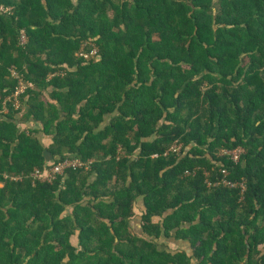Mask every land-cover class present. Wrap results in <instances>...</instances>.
<instances>
[{
	"label": "trees",
	"instance_id": "16d2710c",
	"mask_svg": "<svg viewBox=\"0 0 264 264\" xmlns=\"http://www.w3.org/2000/svg\"><path fill=\"white\" fill-rule=\"evenodd\" d=\"M0 8V264H264V0Z\"/></svg>",
	"mask_w": 264,
	"mask_h": 264
},
{
	"label": "crops",
	"instance_id": "0c3cea01",
	"mask_svg": "<svg viewBox=\"0 0 264 264\" xmlns=\"http://www.w3.org/2000/svg\"><path fill=\"white\" fill-rule=\"evenodd\" d=\"M21 129L25 130L27 128H38L39 125L34 121L27 122L25 124H20ZM45 145L51 144L49 138H42ZM134 216L131 219V228L133 232L141 237L148 240H152L154 238L149 237L143 231V216L146 212L145 201L143 199H138L134 206ZM161 220L158 218L154 219L155 223L160 222ZM176 232L170 234L169 237L163 236L159 239V249L168 250L172 254H185L188 258H190V264H200L199 261L194 256V250L189 241H185L182 238H178L176 236Z\"/></svg>",
	"mask_w": 264,
	"mask_h": 264
},
{
	"label": "built area",
	"instance_id": "2783aa9c",
	"mask_svg": "<svg viewBox=\"0 0 264 264\" xmlns=\"http://www.w3.org/2000/svg\"><path fill=\"white\" fill-rule=\"evenodd\" d=\"M3 12V9L0 10ZM22 43L25 44L27 42V39H26V36L23 35L22 36ZM24 87L22 86L19 93L17 94V96L22 93L24 91ZM180 150V147L177 146V145H174L170 151L173 152V153H178ZM229 156H231L232 160L237 163L240 159V157L242 156V154L244 153V150H242L241 148L239 149H236L232 152H226ZM90 164L91 162L89 163H82L80 160H73V161H70V160H67L59 165H54L52 166L50 169H47L45 172H40L39 170H35V172L32 174V177L39 181V182H47V183H52L54 180L57 179V177H60V176H63L66 172L67 169H70V168H82L84 167L85 170L89 171L90 170ZM224 174H227L226 172H224ZM22 178L21 177H11V180H14V181H19L21 180ZM224 184L229 187V188H239L241 189V192L244 193L245 190H246V187L245 185H240V184H233V183H230V182H225L224 181Z\"/></svg>",
	"mask_w": 264,
	"mask_h": 264
},
{
	"label": "rangeland",
	"instance_id": "374dc122",
	"mask_svg": "<svg viewBox=\"0 0 264 264\" xmlns=\"http://www.w3.org/2000/svg\"><path fill=\"white\" fill-rule=\"evenodd\" d=\"M0 10H2V8H0Z\"/></svg>",
	"mask_w": 264,
	"mask_h": 264
}]
</instances>
